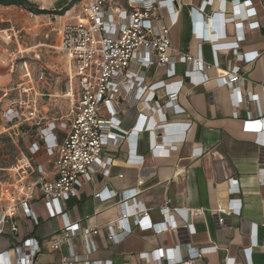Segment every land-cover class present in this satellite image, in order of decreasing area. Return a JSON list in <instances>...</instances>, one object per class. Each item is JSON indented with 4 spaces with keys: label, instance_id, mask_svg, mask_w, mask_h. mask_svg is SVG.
Wrapping results in <instances>:
<instances>
[{
    "label": "crops",
    "instance_id": "crops-1",
    "mask_svg": "<svg viewBox=\"0 0 264 264\" xmlns=\"http://www.w3.org/2000/svg\"><path fill=\"white\" fill-rule=\"evenodd\" d=\"M28 1L34 8L50 11L37 14L28 10L36 19L45 14H58L55 12L67 8L72 1L79 3V0ZM205 1L175 0L174 12L165 8L164 21L170 27L174 52L198 56L201 48L202 58L209 65L204 71L205 82L199 85L186 83L182 88L178 98L180 111H167L168 119L178 124L169 126L159 135L139 130L120 145L108 146L106 153L113 156L111 174L106 176L100 171L86 174L77 195L67 201L71 220L85 224V218L89 216L87 222L99 227L100 235L96 240L99 250L91 255L94 260L146 264L141 253L147 252L153 257L154 250L164 248L169 259L163 263L188 260V264H264V128L253 130L247 128L246 123L250 115L252 118L264 117V0H251L255 14L244 21L240 30L233 20L223 24L220 10L222 5L225 6V17L231 18L246 13V7L235 6L234 0H214L203 8ZM0 7L11 6L0 4ZM20 9L27 10L25 7ZM67 16L59 14L60 18L68 19ZM194 25L198 30L211 33V38L198 39L193 32ZM222 32L225 37L221 36ZM234 47L242 53L258 52L259 55L254 60L240 61L233 54ZM216 61L218 66L213 65ZM235 66H240L241 74L245 76L240 86L242 92L255 96L239 105L231 87L218 80ZM187 68V64L177 63L179 78ZM15 70L14 62L10 63L0 49V87L6 85ZM164 73L165 70L160 68L149 72L148 77L154 80ZM200 77V73L194 72V79ZM159 94L165 102L164 90L161 89ZM128 107L137 110L130 128L122 126L131 132L139 113H147L148 109L142 103L125 107L120 113L122 124L127 119ZM154 118H157L156 114ZM56 133L60 139L63 137V131ZM165 140L173 142L177 148L170 155H162L164 148L155 154L150 148L151 143ZM39 154L31 155L50 171V158L45 153L42 159ZM53 174L49 172L48 176ZM103 189L115 196L100 200L95 193ZM126 190L136 196L134 208L142 204L154 223L168 221L173 214L177 228L162 232L141 229L130 218L131 232L115 229L119 241H109L108 226L115 225L121 215L120 201ZM33 203L35 210L44 206L39 196ZM219 207L239 208L240 214H223ZM45 212L47 219L39 225L22 215L23 233L46 240L59 232L61 218H50ZM221 218H224V224ZM187 220L193 223V232ZM12 239L8 229L5 234H0V251L10 246ZM207 246H216V249L201 257L191 255L192 247ZM82 251V242L77 239L75 252ZM62 252L71 254L72 250L67 245L61 252L47 247L39 256L53 253L57 264Z\"/></svg>",
    "mask_w": 264,
    "mask_h": 264
},
{
    "label": "built area",
    "instance_id": "built-area-1",
    "mask_svg": "<svg viewBox=\"0 0 264 264\" xmlns=\"http://www.w3.org/2000/svg\"><path fill=\"white\" fill-rule=\"evenodd\" d=\"M213 1L206 0L203 8ZM174 2L175 0H79L78 4L75 3L65 11L68 21L60 26L59 48L68 58L71 77L78 82V101L70 118L54 119L47 126L39 127L38 139L31 140L28 134L22 133L30 143V154L36 155L44 150L50 158V171L34 162L32 157L22 154L18 164L10 168L18 177L13 182L0 178V234H5L8 229L13 236V243L0 251V264H39L38 256L45 248L61 252L64 245L72 253L62 252L57 264H131L127 260L116 263L113 260L92 259V253L99 250L96 241L100 235L99 227L87 222L89 216H86L85 224L71 220L67 212V201L77 195V189L83 185L86 174L97 171L106 176L111 174L113 156L106 153L108 146L120 145L139 130L159 135L169 129V126L178 124L168 119L167 111H180L178 98L182 88L186 83L199 85L207 80L204 71L209 65L202 58L201 48L198 56L174 52L170 27L164 21L165 8L174 12ZM234 4L246 7V13L226 18V7L222 5L220 15L223 24L227 20H233L240 30L244 21L255 14V9L251 0H234ZM71 10L73 12L69 14ZM193 32L198 39L211 38V33L198 30L196 26ZM5 34L6 39L17 35L14 31H6ZM221 36L225 37L226 34L222 32ZM232 51L238 60L244 62L254 60L259 55L258 52L242 53L238 47H234ZM177 63L188 66L180 78ZM213 65L218 66V61ZM160 68L165 73L158 79H149L148 73ZM194 72L200 73L201 77L194 79ZM218 80L220 84L231 87L233 94H236L237 105L255 97L241 90L245 76L241 74L240 66L233 67ZM161 89L164 90L165 102L161 101ZM141 103L148 112L139 113L131 132L125 130L120 113L127 106ZM4 113L8 122L15 123L36 117L32 110L27 115L15 106L7 107ZM155 114L157 118H154ZM246 123L247 128L261 130L264 128V117L252 118L250 115ZM57 130L63 131L61 139ZM150 148L155 154H159L158 150L164 148L162 155H170L177 146L165 140L152 142ZM49 172H54L53 176H48ZM31 174L34 177L31 178ZM123 193L120 201L121 215L116 219L115 225L108 226L109 241H119L115 229L131 232L130 218L141 229L162 232L177 228L173 214L168 221L154 223L142 204L134 208L136 196L133 192L126 190ZM36 196L42 199L50 218L60 217L62 220L61 230L46 240L23 233L20 222L23 215L34 224H40L41 220L33 203ZM95 196L105 201L115 195L103 189L96 192ZM219 212L240 214V209L219 207ZM220 221L224 224V218ZM186 223L193 232V223L189 220ZM77 239L81 240L83 246L80 253L75 252ZM215 249L216 246L192 247L191 255L201 257ZM153 253L155 257H150L147 252L140 255L147 261L146 264L190 262L181 260L163 263L169 259L164 248H158Z\"/></svg>",
    "mask_w": 264,
    "mask_h": 264
},
{
    "label": "rangeland",
    "instance_id": "rangeland-1",
    "mask_svg": "<svg viewBox=\"0 0 264 264\" xmlns=\"http://www.w3.org/2000/svg\"><path fill=\"white\" fill-rule=\"evenodd\" d=\"M14 6L0 7V49L16 66L11 79L0 87V178L7 182L18 177L10 168L18 164L22 154L31 155L30 143L22 133L28 134L31 140L38 139L39 127L47 126L54 119L70 118L79 97L78 82L71 77L68 58L59 48V29L68 19L60 18L59 14H45L36 19L29 15V9L21 11V6ZM4 29L17 35L6 39ZM9 106L18 107L27 115L32 110L36 117L21 123L8 122L4 112ZM127 110L122 126L129 129L137 110L136 107ZM44 154L42 150L39 157L45 158ZM36 211L42 222L47 219L44 206ZM38 262L55 264V255L42 253Z\"/></svg>",
    "mask_w": 264,
    "mask_h": 264
},
{
    "label": "trees",
    "instance_id": "trees-1",
    "mask_svg": "<svg viewBox=\"0 0 264 264\" xmlns=\"http://www.w3.org/2000/svg\"><path fill=\"white\" fill-rule=\"evenodd\" d=\"M0 4L4 6L15 5V6L25 7L29 10L36 12L37 14L50 12L49 10H46V9L32 7L31 3L28 0H0ZM74 4H75V1H72L71 4L67 8H64L63 10H60L55 13L64 14L65 11L70 9Z\"/></svg>",
    "mask_w": 264,
    "mask_h": 264
}]
</instances>
